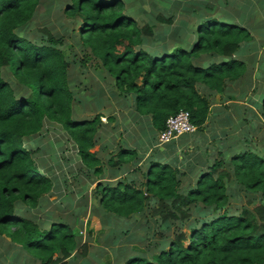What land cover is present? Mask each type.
I'll return each mask as SVG.
<instances>
[{
  "label": "trees",
  "instance_id": "trees-1",
  "mask_svg": "<svg viewBox=\"0 0 264 264\" xmlns=\"http://www.w3.org/2000/svg\"><path fill=\"white\" fill-rule=\"evenodd\" d=\"M47 1L50 10L58 3L68 23L60 25L64 35L41 33L36 39L27 31L40 0H0V238L7 240L6 248L17 249L9 264L22 257L21 264L28 258L73 264L88 253L89 245L69 224L48 225L37 215L48 204L47 196L67 187L53 175L55 168L40 164L45 159L31 143L45 123L66 133L76 149L69 161H77L91 180L104 179L92 200H81L100 224L113 217L138 219L133 228L107 229L105 242L115 236L117 243H107L112 256L102 254L98 264H264V137L261 147L253 138L264 123V72L255 75L262 80L260 96L245 101L252 109L241 112L235 102H244L254 84L248 75L262 65L260 58L264 61L255 40L264 41V0L232 4L228 11L220 9V16L202 13L212 8L206 0H184L194 8L175 13L183 19L170 13L154 18L145 0ZM182 1L154 0L151 7ZM195 9L200 11L191 18ZM66 39H78L79 61L66 58ZM90 70L100 86L87 85ZM217 94L221 103L211 109ZM111 100L122 109L120 115L127 112L132 122L144 121L152 140L169 117L186 111L196 128L192 136L202 143L176 154L170 142L164 145L167 152L156 146L143 159L119 143L111 151L117 160L111 155L105 170L98 152L91 150L103 135L113 138L116 131L119 113L106 115L102 108ZM75 104L97 114L78 119ZM232 106L236 117L227 112ZM234 122L238 138L228 132ZM246 122L250 129L244 132L240 128ZM239 200H244L241 206ZM152 230L158 237L150 242ZM137 231L143 235L137 237ZM125 244L136 248L128 250Z\"/></svg>",
  "mask_w": 264,
  "mask_h": 264
},
{
  "label": "rangeland",
  "instance_id": "rangeland-1",
  "mask_svg": "<svg viewBox=\"0 0 264 264\" xmlns=\"http://www.w3.org/2000/svg\"><path fill=\"white\" fill-rule=\"evenodd\" d=\"M154 0H145L144 6L147 8V12L151 14L154 18L159 14L162 13L164 15H167V13L174 15L175 19H183V16L181 15H175L176 12H179L180 10H189L194 7L188 6L187 3L183 0L179 5L174 6L172 3L168 4H158L155 9L151 7V5H154L153 3ZM244 0H206V3L208 5H211V9L208 10H202V13L205 15H217L220 16V9H226L227 11L231 9L232 4H241ZM47 0H40V6L38 7L36 11V16L31 23L27 33L30 34V32H34V37L36 39H40L42 34H49L51 37H54L55 35H64L63 30L61 28V24L68 23V20L62 13V11H58V3L55 5V2L53 4V9L50 10V7H47ZM193 3L197 2V0H192ZM204 4V2H203ZM258 5L256 6V8ZM152 8V9H151ZM200 11L199 9H195L192 12L189 13L191 18H194L197 16V12ZM184 14V13H181ZM262 16L261 14H259ZM140 19L142 22H148V18L140 15ZM252 20V19H251ZM156 25H159L160 22H156ZM77 28V25L74 26V29ZM163 28L162 26L158 27V32L162 34ZM42 33V34H41ZM33 36V34L31 35ZM147 38V37H146ZM257 41V49L258 51L262 54L263 48H264V41L259 40L258 38L255 39ZM78 39H76V43L72 39H66L65 40V47L63 48L64 52L66 53V58L70 62H76L79 61V51H78V45H77ZM147 46L150 45L149 40L147 38V41L145 43ZM264 58V57H263ZM262 64H264V61L260 58L259 60ZM78 64V63H77ZM92 67L95 69V67H98L97 63H92ZM88 65V64H87ZM76 68V67H75ZM99 69V68H98ZM99 71H102V69H99ZM259 72L258 66H255L250 75V82L254 81V84L252 87L248 88V92L251 91V93L248 94V98L252 96L259 97L261 94V79H256L255 75L256 73ZM86 79L88 80V86H100L99 83V78L96 76V73L90 70L88 73L85 75ZM264 83V82H263ZM12 84V83H11ZM13 90L17 91V87L12 86ZM254 89V90H253ZM17 95V93H15ZM245 98V96H244ZM211 100V99H210ZM218 101V97L214 95L213 100H211L210 108L214 107L217 105L215 102ZM74 102V101H73ZM111 103V104H110ZM109 104L103 105V109L106 111V115L110 110H113L111 114L116 113L118 116L122 114V109L117 106V103L112 101ZM221 103V102H219ZM228 104V103H227ZM75 107L73 108L74 114L78 119H85V118H91L97 112L92 111L87 112L83 111V105L79 106L80 110L75 109L78 108V105L75 104ZM101 108V107H100ZM102 112V109H100ZM124 112V111H123ZM242 112V111H241ZM126 113L124 115L126 116ZM246 113V112H245ZM242 116V115H241ZM84 117V118H83ZM235 117V115H234ZM245 117V116H244ZM119 120H121V117H119ZM101 122L103 124H107V120L105 118L101 119ZM116 122L112 123L111 125H115ZM238 124V122H237ZM234 125L235 122L230 123L228 126V132L229 135H237V138L239 137V129L234 130ZM260 125L264 126V123H261ZM259 125V129L255 131L253 138L257 142V146L261 147L258 145V142L262 139L260 136L263 134L264 137V127L262 128ZM104 126V125H103ZM241 126V125H239ZM240 129H242L244 132L249 131L250 126L246 122L245 124L242 125ZM107 127V126H104ZM108 128V127H107ZM102 130V129H101ZM100 130V131H101ZM99 133V132H98ZM148 135L149 131L147 132ZM123 137L126 136L125 133L122 135ZM118 137L117 139L110 141V135L104 136L103 139L101 140L102 142L97 144V146L94 148V151L91 150V152H98L100 156V160L103 162V166L105 167V170L110 169L108 168L107 162H109V159L111 155L113 156L112 158L114 160H117V157L115 156V153L111 152L113 148L119 145V143L123 144L122 137ZM129 136V135H127ZM126 136V138H127ZM67 135L65 132H63L59 127H54V126H49L48 124H44L43 129L39 135H37L31 143L36 146L34 149L36 151L41 152V156L39 158L45 159L44 161H41L40 164H47V166L51 165L54 169L53 175L56 176V179L60 182L64 180V183L66 184L67 187H61L59 191L55 192L51 196L48 197V204L46 207L42 210V214L38 213L37 215H41L43 219L48 223H51L53 221H58L60 223H67L71 227V231L75 234V236H79L82 238V243L86 242L89 245L88 248V253L87 256L84 258H80L77 260L76 263L73 264H85V263H90V264H98L99 260L103 259L101 258V255H106L110 254L112 256V253L109 251V247L107 246V243H110L113 245L117 243L115 240V236L113 238H107V243L105 242V235L108 234V228L110 226L112 227H119V230L121 226H125L124 228L132 227L136 224H138V219L137 218H132L127 221H119L117 218H108L109 221H107V224L104 226L100 224V219L96 216L93 215L92 211L88 209L87 207H84L82 204V196L86 197L87 201L88 199L91 198L92 200V193L94 194V188L101 182L104 181V179H99L98 177L94 180H91L90 176L84 175L82 171H85V168H80V164L78 165L77 161L73 160L69 161V158H72L73 154L75 155L76 149L71 147L69 141H66ZM104 140V141H103ZM238 143L237 139L235 141ZM106 143L105 146H103ZM112 143H115L114 146H111ZM59 144L61 146H59ZM111 144V145H110ZM127 147H129V142L125 143ZM131 144V143H130ZM134 143H132L133 145ZM100 145V146H99ZM135 145V144H134ZM264 145V143H263ZM262 145V147H263ZM111 146V147H110ZM237 146V145H236ZM104 149H103V148ZM167 147L165 146L164 148L166 149L167 152ZM252 148L254 147L251 146ZM138 153V152H137ZM177 154V153H176ZM52 156L53 161L49 159V157ZM64 157V158H62ZM58 162L59 164V169L55 167V163ZM46 166V165H45ZM108 172V171H106ZM128 172L124 173H119V179L124 177ZM41 174H44L42 172ZM106 179V178H105ZM66 180V182H65ZM99 180V181H98ZM103 180V181H101ZM81 186L86 187V191L81 189ZM66 194L71 195L70 199L67 201L64 197ZM244 200H239L238 205L241 206L243 204ZM70 202V203H69ZM89 203V202H88ZM90 204V203H89ZM234 200H231L229 207L233 209L234 206ZM80 205V206H79ZM19 205L17 208L19 215H23L25 209L23 206ZM107 218H105L106 220ZM49 225V224H48ZM105 228V229H102ZM154 234V238H151L149 240L150 242L158 237V235L152 230ZM137 237H140L143 235L142 231H137L135 232ZM135 236V237H136ZM119 240V239H118ZM4 241V242H3ZM148 241V240H147ZM3 242V243H2ZM2 243V244H1ZM7 245V240L4 238H0V264H9L13 262L12 256H14L15 253H17V249L14 246H9L6 248ZM128 246V250H132L133 248H136L133 244H125ZM116 247L119 248V244L116 245ZM23 260V257L21 259H18V261L15 262V264H21ZM14 264V263H13ZM25 264H39L38 261H33L31 258H28L25 261ZM71 264V263H70Z\"/></svg>",
  "mask_w": 264,
  "mask_h": 264
},
{
  "label": "crops",
  "instance_id": "crops-1",
  "mask_svg": "<svg viewBox=\"0 0 264 264\" xmlns=\"http://www.w3.org/2000/svg\"><path fill=\"white\" fill-rule=\"evenodd\" d=\"M258 69H259V73L264 72V64L262 65H257ZM262 77L261 79L264 82V73L261 74ZM251 93V91L248 92V94ZM218 97V101L215 102L218 106L219 102H220V95H216ZM248 95L245 97L244 102L242 101H235L236 104L238 105V108L240 109V111L243 112V110H245L246 108L252 109L251 107H249V104H246L245 101H247ZM230 104V102H225L224 104ZM235 106L229 107L228 109V113L232 114L231 111L233 112V117L235 115L236 117V110L234 108ZM239 114V113H238ZM119 117H121V120H119L118 125L116 126V131L112 136L110 135V141H113L115 139H117L118 137H120V135L122 136L123 133L129 136H126L122 138L123 143L125 144L126 142H129V149H133L136 152H138V156H141L142 159L148 157V155H150V153L152 152L153 148H155L157 146L156 140H152V136L148 135L147 132L149 131L146 128V124L144 121H141L142 123H140L139 121L137 122H132L128 116L126 115H120ZM106 136L103 135V137ZM104 141V140H103ZM131 143V144H130ZM132 143H134L132 145ZM172 143L174 144H170V146L172 148H175L177 150V154L179 153V151L185 150L188 147H191L192 145H201L202 141L201 140H197L196 138H194L191 135H183L181 137H178L176 139H174L172 141ZM104 145H106V143H103ZM115 143H112L111 146H114ZM126 145V144H125ZM169 145V143H168ZM100 146V145H99ZM127 146V145H126ZM96 147V146H95ZM94 147V148H95ZM94 148L92 149V151H94ZM160 149V151L164 150V146H160L158 147ZM172 151L168 152V155H171ZM98 156L99 153H98ZM100 158V157H99Z\"/></svg>",
  "mask_w": 264,
  "mask_h": 264
},
{
  "label": "built area",
  "instance_id": "built-area-1",
  "mask_svg": "<svg viewBox=\"0 0 264 264\" xmlns=\"http://www.w3.org/2000/svg\"><path fill=\"white\" fill-rule=\"evenodd\" d=\"M189 119V113L182 110L169 117L165 129L158 133V143L165 144L180 135L193 133L196 128L190 123Z\"/></svg>",
  "mask_w": 264,
  "mask_h": 264
},
{
  "label": "clouds",
  "instance_id": "clouds-1",
  "mask_svg": "<svg viewBox=\"0 0 264 264\" xmlns=\"http://www.w3.org/2000/svg\"><path fill=\"white\" fill-rule=\"evenodd\" d=\"M165 126H166V123H165ZM164 129H165V128H164ZM162 131H163V130H162ZM160 132H161V131H160ZM194 132H195V131H194ZM191 134H192V133H191ZM183 135H189V134H183ZM183 135H180V136H178V137H181V136H183ZM157 136H158V133H157ZM157 136H156L157 147L164 146L165 144H168V143L172 142L174 139L178 138V137H176V138L172 139L170 142L165 143V144H159V143H158V140H157Z\"/></svg>",
  "mask_w": 264,
  "mask_h": 264
}]
</instances>
